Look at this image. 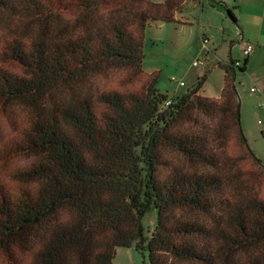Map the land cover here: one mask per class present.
<instances>
[{"label": "trees", "instance_id": "16d2710c", "mask_svg": "<svg viewBox=\"0 0 264 264\" xmlns=\"http://www.w3.org/2000/svg\"><path fill=\"white\" fill-rule=\"evenodd\" d=\"M138 1L0 0V105L30 113L9 147L34 157L0 179V252L30 241V264H113L131 246L148 264H264V168L241 129L235 68L220 65L218 98L203 79L168 97L143 70L144 35L181 3ZM115 70V85L93 87ZM198 120L199 134L185 128ZM166 150L202 172L159 174Z\"/></svg>", "mask_w": 264, "mask_h": 264}, {"label": "rangeland", "instance_id": "374dc122", "mask_svg": "<svg viewBox=\"0 0 264 264\" xmlns=\"http://www.w3.org/2000/svg\"><path fill=\"white\" fill-rule=\"evenodd\" d=\"M149 1L165 0H139L137 6L149 8ZM176 1L181 3V7L174 12L173 22L153 20L148 23L143 47L144 72H158L157 86L168 97L180 96L193 88L199 79H203L201 94L218 98L224 78V71L219 64H230L231 61L239 60L241 68L244 66L243 71L235 68L239 121L248 149L260 159L264 168V0H222L223 3L204 0L203 22L200 19L202 8L199 0ZM200 28L209 36L210 51L201 47ZM215 29H218V32ZM239 33H242L243 40L231 45L239 39ZM246 44L254 46L249 56L242 54ZM193 62L198 64L193 65ZM122 74L121 71H110L93 79L92 85L97 88L113 86ZM179 81H183L184 85L180 86ZM252 87L256 89L255 92L251 91ZM29 117L30 113L18 104L0 105L1 180L6 179L7 172L28 166L34 161V157L15 154L9 147V142ZM185 128L199 134V120L196 125ZM231 146L232 154L240 157L243 155L239 147ZM162 157L164 165L159 167V174L163 176L171 174L173 169L188 174L202 172L199 164L189 163L171 150L163 151ZM244 164L247 168L246 159ZM255 190L264 197V184L260 179L255 182ZM199 220L203 221V218L199 217ZM142 223L147 235H150L157 225V210L151 209L147 212L142 218ZM33 245L29 241L1 251L0 264H30ZM148 262V251H140L134 246L115 249L113 264Z\"/></svg>", "mask_w": 264, "mask_h": 264}, {"label": "built area", "instance_id": "2783aa9c", "mask_svg": "<svg viewBox=\"0 0 264 264\" xmlns=\"http://www.w3.org/2000/svg\"><path fill=\"white\" fill-rule=\"evenodd\" d=\"M201 47L204 50L210 51L209 50V38L206 35H204L203 33H201ZM253 50H254V46L252 44H246V46L242 49V54L244 56H249L252 53ZM197 64H198L197 62H193V65H197ZM230 64L234 68H237V69H240L241 68V63H240L239 60L231 61ZM172 80H173V78H172ZM178 84L180 86H183L184 85L183 81H179ZM251 91L252 92H255L256 89L254 87H252L251 88ZM169 103H170V100H167L165 102V105H168ZM262 106H264V102L262 103Z\"/></svg>", "mask_w": 264, "mask_h": 264}, {"label": "crops", "instance_id": "0c3cea01", "mask_svg": "<svg viewBox=\"0 0 264 264\" xmlns=\"http://www.w3.org/2000/svg\"><path fill=\"white\" fill-rule=\"evenodd\" d=\"M183 1V0H182ZM211 1H218V2H220V3H223V1L222 0H211ZM199 5H201V8H202V10H201V12H202V14H201V17H200V19H201V22H203V13H204V10H205V1L204 0H199ZM218 13L220 12V11H217ZM231 15V14H230ZM231 18H233V16L231 15ZM233 20L235 21V18H233ZM182 23H184V22H182ZM210 29V28H209ZM216 31L218 30V29H215ZM210 31H211V29L209 30V33H210ZM222 31H224V28H222ZM204 31H203V29L202 28H200L199 29V40L201 39V33H203ZM218 32V31H217ZM216 32V33H217ZM213 35H215L213 32H211ZM204 34V33H203ZM204 35H206V34H204ZM207 36V35H206ZM208 38H209V36H207ZM238 40L236 41V42H233L231 45H233V44H235V43H239L240 41H242L243 40V36H242V33H239L238 34ZM245 46H243V48H244ZM231 63V62H230ZM220 65H228V64H219V66ZM240 71H243L244 70V66H243V68H242V70L241 69H239Z\"/></svg>", "mask_w": 264, "mask_h": 264}, {"label": "water", "instance_id": "95a60500", "mask_svg": "<svg viewBox=\"0 0 264 264\" xmlns=\"http://www.w3.org/2000/svg\"><path fill=\"white\" fill-rule=\"evenodd\" d=\"M234 89H235V91H236V93H237V90H236V88L234 87Z\"/></svg>", "mask_w": 264, "mask_h": 264}]
</instances>
